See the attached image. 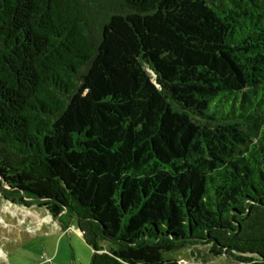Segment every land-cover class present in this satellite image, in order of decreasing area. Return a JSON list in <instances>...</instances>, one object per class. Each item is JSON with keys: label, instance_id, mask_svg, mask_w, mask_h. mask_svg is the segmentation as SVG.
Masks as SVG:
<instances>
[{"label": "trees", "instance_id": "1", "mask_svg": "<svg viewBox=\"0 0 264 264\" xmlns=\"http://www.w3.org/2000/svg\"><path fill=\"white\" fill-rule=\"evenodd\" d=\"M0 196L88 264H264V0H0Z\"/></svg>", "mask_w": 264, "mask_h": 264}, {"label": "rangeland", "instance_id": "2", "mask_svg": "<svg viewBox=\"0 0 264 264\" xmlns=\"http://www.w3.org/2000/svg\"><path fill=\"white\" fill-rule=\"evenodd\" d=\"M34 212L29 207L0 210V264H88L92 250L81 235L74 229L62 232L47 225L29 228ZM164 256L175 258L178 264H235L226 256H212L207 245L185 247Z\"/></svg>", "mask_w": 264, "mask_h": 264}, {"label": "crops", "instance_id": "3", "mask_svg": "<svg viewBox=\"0 0 264 264\" xmlns=\"http://www.w3.org/2000/svg\"><path fill=\"white\" fill-rule=\"evenodd\" d=\"M10 207H15V208H21V209L28 210V208H25L23 205L15 204V203H10V202L5 201L2 198H0V210L1 209H8ZM31 208L35 209V212H34V214H35V220H34V223L32 224V226L30 225L29 228H34V227L40 228L42 225H47L49 228H53L55 230H60L62 232H65V231L68 232L69 229H74V232H76L77 235H81V233L79 232V230H78L77 225H76L75 222H71L70 225H69V227L67 228V230H62L61 227H60V225H59V223H58V221L56 219L53 220L48 215V213L46 211H44V209L37 208V206H35V205L29 206V209H31Z\"/></svg>", "mask_w": 264, "mask_h": 264}, {"label": "water", "instance_id": "4", "mask_svg": "<svg viewBox=\"0 0 264 264\" xmlns=\"http://www.w3.org/2000/svg\"><path fill=\"white\" fill-rule=\"evenodd\" d=\"M3 200H5V199H3ZM5 201H8V200H5ZM8 202H10V201H8ZM10 203H12V202H10ZM25 208H28L27 206H24ZM38 207V206H37ZM38 208H42V209H44V211H46L47 213H48V215L53 219V220H55L56 218L51 214V213H49L48 211H47V209L45 208V207H43V206H41V207H38ZM79 230V229H78ZM80 232V231H79ZM81 233V232H80Z\"/></svg>", "mask_w": 264, "mask_h": 264}, {"label": "bare ground", "instance_id": "5", "mask_svg": "<svg viewBox=\"0 0 264 264\" xmlns=\"http://www.w3.org/2000/svg\"><path fill=\"white\" fill-rule=\"evenodd\" d=\"M4 204V203H3ZM15 206V205H14ZM24 215V214H23ZM46 218V217H45ZM42 219V218H41ZM43 221V220H42ZM4 224V223H3ZM37 224V223H36ZM3 256V251L0 249V257Z\"/></svg>", "mask_w": 264, "mask_h": 264}]
</instances>
